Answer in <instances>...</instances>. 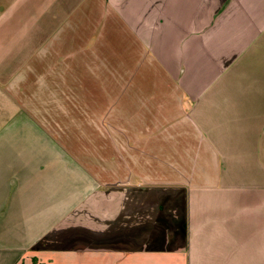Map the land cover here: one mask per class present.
Wrapping results in <instances>:
<instances>
[{"label":"crops","instance_id":"crops-1","mask_svg":"<svg viewBox=\"0 0 264 264\" xmlns=\"http://www.w3.org/2000/svg\"><path fill=\"white\" fill-rule=\"evenodd\" d=\"M0 264H264V0H0Z\"/></svg>","mask_w":264,"mask_h":264}]
</instances>
